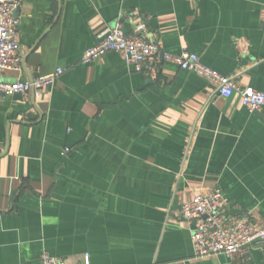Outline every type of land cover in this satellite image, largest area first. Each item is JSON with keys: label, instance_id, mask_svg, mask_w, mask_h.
I'll list each match as a JSON object with an SVG mask.
<instances>
[{"label": "crops", "instance_id": "1", "mask_svg": "<svg viewBox=\"0 0 264 264\" xmlns=\"http://www.w3.org/2000/svg\"><path fill=\"white\" fill-rule=\"evenodd\" d=\"M17 16L22 67L4 80L64 72L39 96L0 95V264L44 251L64 264H242L195 258L181 207L221 188L229 215L264 227V107L174 62L148 76L117 51L83 57L103 31L145 23L165 51L264 91V0H24ZM250 256L264 264L261 247Z\"/></svg>", "mask_w": 264, "mask_h": 264}, {"label": "built area", "instance_id": "2", "mask_svg": "<svg viewBox=\"0 0 264 264\" xmlns=\"http://www.w3.org/2000/svg\"><path fill=\"white\" fill-rule=\"evenodd\" d=\"M23 2L24 0H0V92L8 95L32 93L39 96L45 86L51 85L64 72L62 67H58L49 75L30 80L7 82L3 78L5 71L20 70L22 67L20 43L17 40L20 27L17 11ZM108 51L122 53L130 69L148 76L158 75L164 63L174 62L180 68L194 71L212 81L221 96L228 98L238 92L243 105L251 111H261L264 107V91L237 86L233 76L222 75L204 65L199 56L189 50H184L180 54L165 51L148 34L145 23L137 26L131 33H127L121 23L103 31L97 44L84 54L83 61L88 62ZM230 204L229 197L223 194L221 188L200 193L183 203L182 218L197 223L192 235L195 258L222 253L234 261L246 264L254 247L264 249V227L255 225L247 215L239 213L229 215L227 210ZM188 263V259H180L167 264ZM40 264L64 262L44 251L40 257Z\"/></svg>", "mask_w": 264, "mask_h": 264}, {"label": "water", "instance_id": "3", "mask_svg": "<svg viewBox=\"0 0 264 264\" xmlns=\"http://www.w3.org/2000/svg\"><path fill=\"white\" fill-rule=\"evenodd\" d=\"M0 95L4 96L5 94L3 92H0ZM20 93H16V96H20Z\"/></svg>", "mask_w": 264, "mask_h": 264}]
</instances>
